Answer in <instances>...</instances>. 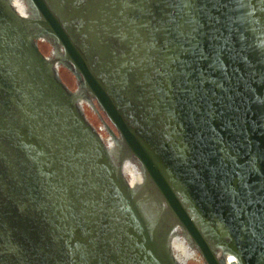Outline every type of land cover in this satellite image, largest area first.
<instances>
[{"label": "water", "instance_id": "95a60500", "mask_svg": "<svg viewBox=\"0 0 264 264\" xmlns=\"http://www.w3.org/2000/svg\"><path fill=\"white\" fill-rule=\"evenodd\" d=\"M183 237L264 264V0H0V264H182Z\"/></svg>", "mask_w": 264, "mask_h": 264}, {"label": "flooded vegetation", "instance_id": "af4514ba", "mask_svg": "<svg viewBox=\"0 0 264 264\" xmlns=\"http://www.w3.org/2000/svg\"><path fill=\"white\" fill-rule=\"evenodd\" d=\"M39 46L42 52L47 55L48 57L52 59L58 58V64H59V72L62 80L64 83L72 90L75 91V89L79 86V80L69 68L62 63L61 57L64 56V51L59 50L58 47H56L55 44H53L51 41L44 40L39 41ZM68 64V61H65ZM66 75H71L73 77L74 83H69L66 78ZM89 96V102L86 100L83 101L81 104L82 110L84 111L83 114H85L87 120L95 127V129L103 136L105 144L107 147H117L120 140H115V138L119 137L118 130L116 126L113 124L109 116L105 113V111L101 108L100 104L98 103L97 99L92 97L90 94ZM129 161V175H132V173L141 175L142 167L141 162L135 155H131V158ZM184 238V237H183ZM177 257L181 259L182 264H186V260L190 258L196 259L199 264H207L205 259L201 256L198 247L195 243L185 240L184 238V244L181 246L180 250H176ZM216 253L218 257L222 260L223 264H229L231 260H234V258L227 253V249L223 248L222 243L218 242L216 245Z\"/></svg>", "mask_w": 264, "mask_h": 264}]
</instances>
